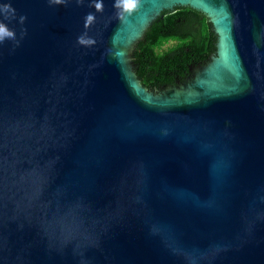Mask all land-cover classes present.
Returning <instances> with one entry per match:
<instances>
[{
  "label": "water",
  "instance_id": "1",
  "mask_svg": "<svg viewBox=\"0 0 264 264\" xmlns=\"http://www.w3.org/2000/svg\"><path fill=\"white\" fill-rule=\"evenodd\" d=\"M96 2L0 0V264H264V0ZM188 5L218 52L156 94L132 50Z\"/></svg>",
  "mask_w": 264,
  "mask_h": 264
},
{
  "label": "trees",
  "instance_id": "2",
  "mask_svg": "<svg viewBox=\"0 0 264 264\" xmlns=\"http://www.w3.org/2000/svg\"><path fill=\"white\" fill-rule=\"evenodd\" d=\"M219 34L205 12L191 6L163 11L132 53L134 72L148 90L160 93L193 77L191 67L217 54Z\"/></svg>",
  "mask_w": 264,
  "mask_h": 264
},
{
  "label": "clouds",
  "instance_id": "3",
  "mask_svg": "<svg viewBox=\"0 0 264 264\" xmlns=\"http://www.w3.org/2000/svg\"><path fill=\"white\" fill-rule=\"evenodd\" d=\"M56 5H61L64 3V0H53ZM140 4V0H113V8L117 10V18L121 21L124 20L125 16H130L133 14ZM96 12L103 11V0H97L94 5ZM3 10L6 12H11L13 14V18L15 15V9L12 8L11 4H7L3 6ZM26 18L20 17V21L23 22ZM95 21V15L93 13H88L85 17V27L87 28ZM26 34V30H22L20 39H23ZM11 39L15 41V47L19 46V41L16 40L15 32L8 29L6 25L0 23V43H3L5 39ZM77 41L81 45H93L95 41L91 38H87L86 34H82L77 38Z\"/></svg>",
  "mask_w": 264,
  "mask_h": 264
},
{
  "label": "flooded vegetation",
  "instance_id": "4",
  "mask_svg": "<svg viewBox=\"0 0 264 264\" xmlns=\"http://www.w3.org/2000/svg\"><path fill=\"white\" fill-rule=\"evenodd\" d=\"M217 52H218V51H217ZM196 67H197V66L191 67L190 70H191L192 72H195V68H196ZM194 75H195V73H194ZM194 75H193V77L188 78V79H186L185 81H183V82H181V83H178V85H179V84H183L184 82H188V81H190L191 79L194 78Z\"/></svg>",
  "mask_w": 264,
  "mask_h": 264
},
{
  "label": "rangeland",
  "instance_id": "5",
  "mask_svg": "<svg viewBox=\"0 0 264 264\" xmlns=\"http://www.w3.org/2000/svg\"><path fill=\"white\" fill-rule=\"evenodd\" d=\"M209 16V15H208ZM210 17V16H209ZM133 51V50H132ZM130 59H132V54H131V57H130ZM211 61V60H210ZM156 93V92H155ZM156 94H158V93H156Z\"/></svg>",
  "mask_w": 264,
  "mask_h": 264
}]
</instances>
